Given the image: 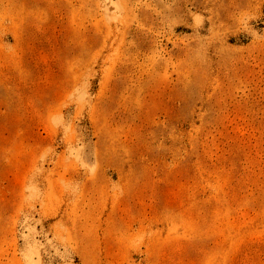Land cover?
Masks as SVG:
<instances>
[{"label":"rangeland","instance_id":"obj_1","mask_svg":"<svg viewBox=\"0 0 264 264\" xmlns=\"http://www.w3.org/2000/svg\"><path fill=\"white\" fill-rule=\"evenodd\" d=\"M0 264H264V0H0Z\"/></svg>","mask_w":264,"mask_h":264}]
</instances>
